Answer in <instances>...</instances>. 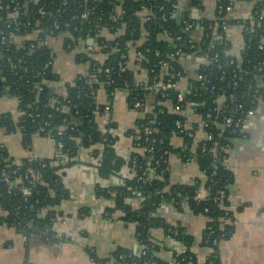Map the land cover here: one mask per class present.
<instances>
[{
  "label": "trees",
  "instance_id": "1",
  "mask_svg": "<svg viewBox=\"0 0 264 264\" xmlns=\"http://www.w3.org/2000/svg\"><path fill=\"white\" fill-rule=\"evenodd\" d=\"M254 1L253 18L239 21L251 31L249 35L244 36L246 46L241 50L239 57L228 54L230 43L225 35L219 43L212 41L211 37L205 36L208 33V20L202 23L201 39L197 42L192 40L190 31L195 27L196 21L191 19L187 12L176 17V9L172 6L175 0L91 1L89 5H96L97 12L102 17L101 24H105L111 34H114L119 27H124V33L111 40L105 37L96 39L97 44L101 46V52L108 56L104 62H97L96 65H93L94 60L90 61L88 74L95 75L98 78V83L90 81L88 76H79L66 84L61 94L45 87L37 91L32 84L34 72L30 70V66L38 68L43 63L45 56L40 55L43 48L35 49L30 53L28 49L30 42L25 41L21 48L12 45L7 50H1L0 97L3 95L1 89L8 86L10 89L7 93L15 95L19 99L18 108L23 113L20 115L19 121L15 122L10 113L0 112V128L12 132L22 126L23 129L19 130L22 133L23 146L27 149H30L33 134L37 133L43 137L49 135L56 144L59 142L62 144L59 151L70 158H74L81 148H91L96 144H101V151L93 149L92 155H100L98 171L102 176L119 171L126 162L130 167H132V161L136 164L133 175L126 178L121 185L114 189L96 187L95 193L105 198H112L114 201L113 210L121 212L123 219H130L135 223V234L140 248L133 252L120 247L110 257L104 259H99L94 251L90 250L89 254L95 261L101 263L105 259H111L112 264H166L156 254L160 246L152 241L150 229L154 225H159L156 215L158 208L162 204H171L176 208L186 206L195 213L204 214L207 218L198 243V247L207 248V255L199 263V257L192 251L195 244L194 238L186 234L179 226H164V233L176 230L178 232L176 239L186 248L185 254L179 256L176 262L179 264H207L211 260L213 264H219L218 243L221 239L229 237L232 232L231 226L222 224L228 212L217 206L211 198H204L199 202L191 199L184 204L181 196L187 192L192 195L195 189H198V184H170L167 175L168 155L164 156L165 161L161 160L159 165H155L154 160L164 150L190 156L189 148L192 145V140L186 134H181L183 141L188 144V148L183 152L171 147L170 138L178 134L174 125L175 120L187 118L186 105L194 106L195 112L207 122L205 130L213 134V140L207 142L208 150L206 152H201L200 145L197 146L195 161L199 169L210 178V181H205L204 185L212 184L213 191L225 189L227 198V187L232 177L230 169H226L214 161L209 147L215 142L217 146L224 148L226 144L231 145L232 139L241 134L240 130L233 132L231 126L221 127L223 116H231L233 119L237 117V114L231 110L233 105L230 102V94L235 97L236 103H242L246 107L252 97L253 90L251 88H259L256 78L260 73L256 67L258 62L264 64V49L259 48L262 43L261 37L264 36V16L262 14L264 0ZM189 2L193 5L197 3V0H189ZM116 4L120 5L123 12L120 19L113 20L111 9ZM222 4L225 3L222 2ZM141 5L147 7L152 5L153 11L162 7L161 12L166 14V21L140 23L137 20V12ZM73 7V2L68 0V11H71ZM192 21L194 25L190 29H186V24ZM227 22L231 25L235 21L227 19ZM72 24L70 23L69 28ZM78 27L86 32L89 29H94L95 24L87 23V21L79 22ZM143 31L146 32L145 39L136 47V51L142 56L141 64L150 74L159 72V68H153V65L163 59L173 66L174 70L171 69L170 73L177 69L184 70L178 59L170 58L177 49H180L184 54L195 53L207 59L217 54L218 63L222 64V69L219 70L214 62L201 64L196 73L203 75V79L196 80L194 77L188 79L183 101L178 102L177 100L178 89L170 90L167 98L155 96L154 108L137 121L136 129L127 131V134L132 136V144L137 150L132 151L126 161L116 154L114 147L108 142L110 140L115 143L117 136L112 137L108 132L102 131L96 122V114L102 113L103 105L96 103L92 89L103 88L109 99H112L110 94L115 90H125L128 93L130 105L137 101L144 104L148 93L133 84L134 77L130 68L124 66L121 69L118 66L119 54L126 50V42L138 40ZM190 46L193 47L190 48ZM155 50H159V56H155ZM8 59L17 64L15 70L10 69ZM86 60L88 58L85 57L84 61ZM230 60L232 63L229 62ZM107 66L110 70L109 74L104 71ZM24 67L28 68L24 69ZM233 71L236 72V78L233 77ZM222 72L225 78L220 80ZM20 76L22 79H19ZM45 77L56 80L58 75L49 71ZM233 79H237L238 83L235 89H232ZM25 80L28 81L25 82ZM125 81L128 85H125ZM212 86H214L213 94L210 93ZM217 96L223 97V103L222 107L215 111L214 99ZM175 105H180V112L174 111ZM158 109L162 111L151 122V114ZM207 112H210V117L206 116ZM108 126L113 127L112 123ZM145 128H151L153 132L147 135L144 133ZM146 138L155 139L151 154L138 150L151 145ZM221 156L227 157V151L221 149L215 158ZM52 162L55 164L52 165ZM215 163L216 166H214ZM67 164L63 165L54 159L39 157H25L16 161L9 155L5 147L0 145V208L2 210L0 223L13 228L27 239L32 235H37L44 242L58 241L59 237L56 236L52 227L53 219L56 217L55 207L67 196L62 182L63 168ZM143 171L146 173L143 177L144 182L137 181V176ZM3 175H10L11 180L16 177L22 179L19 184L10 188L8 183L3 180ZM24 175L27 177L23 178ZM27 186L31 188V193L24 195L22 188ZM134 190L139 191L141 196L136 208L132 209L124 203V200L127 197H134L132 194ZM110 192H113V195ZM205 208H208L207 212L204 211ZM206 238L210 242L205 243ZM214 238L219 240L217 244L211 243ZM119 255H122L123 258L118 259ZM182 256L186 258L183 262L180 261Z\"/></svg>",
  "mask_w": 264,
  "mask_h": 264
},
{
  "label": "crops",
  "instance_id": "2",
  "mask_svg": "<svg viewBox=\"0 0 264 264\" xmlns=\"http://www.w3.org/2000/svg\"><path fill=\"white\" fill-rule=\"evenodd\" d=\"M222 2L231 7L226 17L235 21L227 33L230 43L228 54L239 57L244 47L239 21L253 18L254 0H197L193 5L189 0H175L176 13L179 16L187 12L196 21L190 37L197 42L202 37L203 21L213 19L216 4ZM262 14L264 16V9ZM144 35L142 32L138 40L128 42V67L135 72L138 70L136 47L144 41ZM105 37L111 40L115 35L107 34ZM96 58L103 59V55L96 54ZM179 61L188 78L194 77L197 68L203 63V59L195 53L184 54ZM87 70L88 64L77 61L71 52L57 53L54 59V72L59 77L55 84L56 91L62 93L67 83ZM256 82L264 86V71L257 76ZM186 84L187 80L184 79L178 87L184 90ZM97 100L102 105L108 102L103 88L98 90ZM154 101V96L148 94L143 107L136 109L128 103L127 91L120 90L110 101V111L96 115V122L101 128H106L110 123L114 126L117 136L114 150L126 161L130 153L137 150L127 131L136 129L137 121L154 108ZM0 112H8L16 118V99L7 95L0 97ZM186 117L189 121L197 120L191 111H187ZM240 133V136L232 139L227 151V165L232 177L224 207L228 215L222 224L231 226L232 232L218 243L219 264H264V97L258 99L253 115L242 123ZM199 137L201 132H198L192 147H196ZM182 142L183 138L178 134L170 138L174 150L179 149ZM0 145L16 161L25 157H39L54 159L63 165L70 163L65 165L62 175L67 196L55 207L53 231L59 240L44 242L37 235L27 239L13 228L0 223V264H92L90 250L99 259L110 257L120 247L133 252L139 250L135 223L123 219L121 212L113 210L112 198L95 193L96 187L114 189L133 175L127 162L119 171L102 176L96 165L97 158L92 155L93 149L101 151V144L81 148L74 158H70L57 150L49 138L37 133L31 137L30 149L25 148L19 129L7 132L0 128ZM167 160L170 184L197 183L198 188H204L205 177L196 161L184 163L175 151L169 153ZM110 193L113 195V192ZM124 203L134 209L138 199L127 197ZM156 215L159 225L150 229L153 237L162 236L165 225L179 226L194 238V246L198 247L207 221L204 214L195 213L186 206L176 208L171 204H162ZM179 243L178 239L160 243L157 256L166 264H178L172 260V253ZM198 259V263L201 262V258Z\"/></svg>",
  "mask_w": 264,
  "mask_h": 264
},
{
  "label": "built area",
  "instance_id": "3",
  "mask_svg": "<svg viewBox=\"0 0 264 264\" xmlns=\"http://www.w3.org/2000/svg\"><path fill=\"white\" fill-rule=\"evenodd\" d=\"M73 2V8L71 11H68L67 4L68 0H0V52L2 49H9L10 46L14 45L17 48H21L23 46V42L29 41V52H33L35 49L43 48L40 55L45 56V59L43 63L38 66V68H35L33 65L30 66V70L33 71V79L32 82L34 89L37 91L42 90L45 88H51L53 92H56L55 84L59 80V77L54 79L46 78V73L54 72V59L57 53L59 52H71L74 56V58L77 61L80 62H86L88 64V70L90 66V61L94 60V64L96 65L97 62H104L105 59L108 58L106 53L101 52V46L97 44L96 39L98 37H105L107 34H111L105 24H101L102 17L97 12V7L95 4L89 5V2L95 1V0H71ZM111 3V2H110ZM173 8L176 9V3H174ZM231 7L229 5H225L222 3H218L215 6V13L214 18L209 21L208 24V33H206V37H211L212 41L214 42H221L223 38V35L227 38V33L230 29V24L227 22V13L230 11ZM162 7H159L156 11H153V6H145L141 5L140 10L137 12V20L140 23H144L147 21H153V22H164L166 21V14L161 12ZM123 10L121 9L120 5H115L113 9H111V16L113 20H117L121 18ZM87 23H94L95 27L94 29H89L86 32H83L79 27L78 23L85 22ZM70 23H73L71 28H69ZM194 25V22H188L185 26L186 29H190ZM242 27V33L243 36H247L251 33L250 29L244 26V23H241ZM112 28V27H110ZM219 29V32H218ZM124 33V27H119L116 29L115 39L116 37H119L120 35H123ZM143 33L146 35V32L143 31ZM223 33V34H222ZM144 35V36H145ZM106 38V37H105ZM107 39V38H106ZM262 43L259 45V48L264 49V36L261 37ZM246 46L244 42V47ZM193 46H190L192 48ZM243 47V48H244ZM1 54V53H0ZM96 54H102L103 59H97ZM160 52L159 50H155V56H159ZM184 55L183 52H181L180 49H177L173 54H171V59H180V57ZM88 58V60L84 61V58ZM203 59L202 64H207L214 62L217 64V67L219 70L222 69V64L218 63L217 54H214L210 58H205L201 56ZM142 56L140 53L136 51V66L138 67V70L135 72L132 69L134 82L133 84L136 87H139L141 90L145 91L146 93L155 96H160L161 98H167L170 94V90L172 89H178L177 94V100L178 102L183 101L184 94L187 89L188 84V77L185 70L177 69L170 73V71L174 70L173 66L169 64L168 61L165 59L159 60L156 64L153 65L154 67L159 68L158 73H149L146 71L141 64ZM10 62L9 66L11 70H15L17 68V64L12 62L10 59L7 60ZM180 62V61H179ZM232 63V60L229 61ZM2 66V63L0 62V67ZM119 68L123 69L124 66L126 68L128 67V41L126 42V50L124 52H121L119 54V62H118ZM28 67H24V69H27ZM96 69V68H94ZM172 69V70H171ZM184 69V68H183ZM88 70L85 74L77 75L79 76H88L90 78V81H93L94 83H98V78L95 75H89ZM256 70L262 74L264 71V64L262 62L257 63ZM105 73L109 74V68L108 66L104 68ZM140 74V75H139ZM236 72L233 71V77L236 78ZM75 77V78H76ZM74 78V79H75ZM194 78L196 80H202L203 75L197 74L195 72ZM225 78L224 73L222 72L220 75V80H223ZM19 79H22L20 76ZM184 79L187 80L186 88L184 90L180 89L178 87L179 82L183 81ZM28 80H25L27 82ZM103 83V82H102ZM125 85H128V83L125 81ZM68 84V83H67ZM237 79L232 80V89H235L237 87ZM257 87L259 88H251L253 90L251 100L249 101L248 105L244 107L242 103H236L235 97L230 94V102L233 105L232 111L237 114V117L235 119L231 118V116H223L221 118V127L223 126H231L232 131L235 132L237 130H240L241 132V125L246 120V118L253 115L255 111V106L257 104L258 99L260 96H264V86H260L257 84ZM9 87L6 86L2 90V93L4 95L14 97L17 101V111L18 116L16 118H13L15 122L19 121L20 115H22V111L18 108L19 99L15 95H9L7 92L9 91ZM100 89V88H99ZM92 89V95L95 97L96 103H98L97 100V92L98 90ZM120 91V90H118ZM214 86L211 87L210 93L213 94ZM117 91L115 90L110 95L113 99L114 94ZM63 93V92H62ZM107 97V95H106ZM112 99L107 98L108 102L103 105V111L102 112H109L110 107V101ZM54 100V99H52ZM215 103V111H218L222 107L223 103V97L217 96L214 99ZM136 109H141L143 107V104L139 101L135 102L132 105ZM181 108L180 105L174 106V111L180 112ZM186 110L193 112L194 115L197 116V120L189 121L187 118L181 119L177 118L175 120V128L178 130V135L181 136L182 133L186 134L189 139L192 140V143L197 138L198 132H201V137H199L197 141L196 147H192V145L189 148L190 156H184L181 153H178L180 158L184 163H189L191 161H195L196 159V148L199 147L201 152H206L208 150L207 142L213 140V134L205 130L207 127V122L202 119L196 112L195 107L187 104ZM161 109H158L156 112H153L151 114L150 121H154L156 115L161 112ZM187 113V112H186ZM99 114V113H97ZM96 114V115H97ZM210 112H207L206 116L210 117ZM108 126V125H107ZM19 129L22 130V126H19ZM102 131L108 132L112 137L116 136V130L113 127H106L102 128ZM144 133L149 135L153 132V129L151 128H145ZM49 138L55 148L57 150H60L62 147V144L55 143L54 139L51 136H47ZM150 142V146L148 148H142L138 149L139 152H148L149 154L152 153L153 149V143L155 142L154 138L148 139ZM162 141V140H161ZM110 145L114 147V144L112 141H108ZM231 147V145L226 144L223 148L222 146L219 147L214 144H211V147H209V151L212 153L214 157V161L216 163L221 164L224 168H228L227 165V157L221 156L220 158H215L216 155L220 152L221 149L228 151V149ZM188 148V144L186 142H182L180 146V150L183 152L185 149ZM168 150H164L162 154L159 155L157 159L154 160L155 165H159L160 161H165V155H169ZM97 163L96 165H99V158L100 155L96 156ZM216 163L214 166H216ZM52 165L55 163L52 162ZM136 167V164L134 161H132V173H134V168ZM205 177V181H210V178L205 174L204 171H202ZM146 175V173L143 171L137 176V181L144 182L143 177ZM27 175H24L23 178H26ZM22 178H14L13 180L10 179V175H3V180L8 183L9 187H15V185L19 184ZM212 184L205 185L203 189H195V191L190 195V193H185L181 197L184 200V204H186L189 200H195L197 202L201 201L204 198H211L217 206L224 208L225 207V199H226V192L225 189H219L213 191ZM22 193L24 195H29L31 193L30 187H23ZM132 194L136 199H139L141 194L139 191L134 190L132 191ZM205 212L208 211V208H205ZM56 218V217H55ZM55 218L53 221H55ZM53 230V227H52ZM178 235V232L176 230L174 231H168L167 233H164L160 237H153L151 235L152 241L160 244L165 241H171L176 239V236ZM218 239L214 238L211 240L212 244H217ZM210 242L208 238L205 239V243ZM206 249L207 248H200L193 245L192 251L201 258V261L205 259L206 257ZM186 248L184 245L179 243V245L176 247L175 250H173L172 253V260L176 262L177 259H179V256L185 254ZM123 256L119 255L118 259H122ZM91 263L92 264H112L111 259H105L101 263L95 261L91 256ZM186 258L184 256L180 257V261H185ZM178 263V262H176ZM136 264V263H133ZM179 264V263H178ZM189 264V263H188ZM207 264H213V262L210 260Z\"/></svg>",
  "mask_w": 264,
  "mask_h": 264
},
{
  "label": "water",
  "instance_id": "4",
  "mask_svg": "<svg viewBox=\"0 0 264 264\" xmlns=\"http://www.w3.org/2000/svg\"><path fill=\"white\" fill-rule=\"evenodd\" d=\"M175 16L177 17V16H178V14H177V13H175Z\"/></svg>",
  "mask_w": 264,
  "mask_h": 264
}]
</instances>
